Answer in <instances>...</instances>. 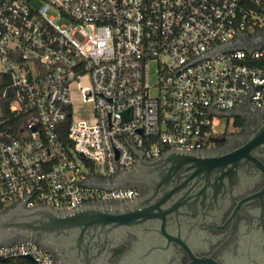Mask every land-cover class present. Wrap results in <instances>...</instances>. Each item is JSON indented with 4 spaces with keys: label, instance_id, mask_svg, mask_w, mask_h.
<instances>
[{
    "label": "built area",
    "instance_id": "2783aa9c",
    "mask_svg": "<svg viewBox=\"0 0 264 264\" xmlns=\"http://www.w3.org/2000/svg\"><path fill=\"white\" fill-rule=\"evenodd\" d=\"M235 108L264 111V0H0V213L132 199L96 180L134 167V148H212ZM28 257L55 262L0 244V264Z\"/></svg>",
    "mask_w": 264,
    "mask_h": 264
},
{
    "label": "flooded vegetation",
    "instance_id": "af4514ba",
    "mask_svg": "<svg viewBox=\"0 0 264 264\" xmlns=\"http://www.w3.org/2000/svg\"><path fill=\"white\" fill-rule=\"evenodd\" d=\"M229 113L213 147L203 151L227 162L211 173V183L219 186L209 188L211 210L194 217L203 207L187 204L190 193L178 188L183 176L159 185L130 179L125 187L136 189V196L111 200L109 207L148 200L168 212L167 226L163 230L152 222L144 236L129 233L111 250L110 264H264V111L235 108ZM229 168L234 172L218 179Z\"/></svg>",
    "mask_w": 264,
    "mask_h": 264
},
{
    "label": "water",
    "instance_id": "95a60500",
    "mask_svg": "<svg viewBox=\"0 0 264 264\" xmlns=\"http://www.w3.org/2000/svg\"><path fill=\"white\" fill-rule=\"evenodd\" d=\"M220 113L230 114L229 111ZM134 150L139 155L134 167L109 179H97L96 185L114 189L125 187L130 179L158 184L183 176V183L178 188L190 193L187 204L203 207L194 211V217L211 210L209 188H219L216 182L211 183V173L217 167L224 169L225 159L207 156L204 150L169 149L159 158L145 160L142 152ZM233 172V168L223 170L218 179ZM163 190L166 195L167 184ZM108 202L85 204L71 210H57L50 206L29 208L19 203L0 213V244L33 240L52 252L55 264H110L111 250L127 239L129 233L135 231L144 236L152 222H158L161 229H166L168 212L160 207L156 209V205L149 206L148 200L125 202L123 207H109ZM28 259L33 261L31 257Z\"/></svg>",
    "mask_w": 264,
    "mask_h": 264
},
{
    "label": "rangeland",
    "instance_id": "374dc122",
    "mask_svg": "<svg viewBox=\"0 0 264 264\" xmlns=\"http://www.w3.org/2000/svg\"><path fill=\"white\" fill-rule=\"evenodd\" d=\"M74 101V117L75 120H86L88 122L93 121V107L90 103H85L81 99V95L78 92L73 94ZM225 122V120H224ZM233 126L229 124V129H232Z\"/></svg>",
    "mask_w": 264,
    "mask_h": 264
},
{
    "label": "trees",
    "instance_id": "16d2710c",
    "mask_svg": "<svg viewBox=\"0 0 264 264\" xmlns=\"http://www.w3.org/2000/svg\"><path fill=\"white\" fill-rule=\"evenodd\" d=\"M11 263H15V264H33V262L29 261V260H26V259H22V258H19V259H16V260H8L5 262V264H11Z\"/></svg>",
    "mask_w": 264,
    "mask_h": 264
}]
</instances>
